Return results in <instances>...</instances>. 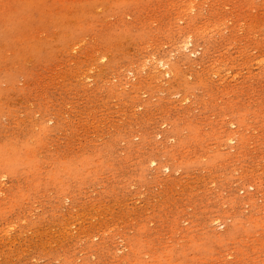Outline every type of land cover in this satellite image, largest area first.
Here are the masks:
<instances>
[{"label":"rangeland","instance_id":"obj_1","mask_svg":"<svg viewBox=\"0 0 264 264\" xmlns=\"http://www.w3.org/2000/svg\"><path fill=\"white\" fill-rule=\"evenodd\" d=\"M0 264H264V0H0Z\"/></svg>","mask_w":264,"mask_h":264},{"label":"bare ground","instance_id":"obj_2","mask_svg":"<svg viewBox=\"0 0 264 264\" xmlns=\"http://www.w3.org/2000/svg\"><path fill=\"white\" fill-rule=\"evenodd\" d=\"M190 44H191V43H190ZM147 63H148V62H147ZM161 64H162V63H161ZM162 66H163V67H166L167 65H166V63H165V64L163 63Z\"/></svg>","mask_w":264,"mask_h":264}]
</instances>
